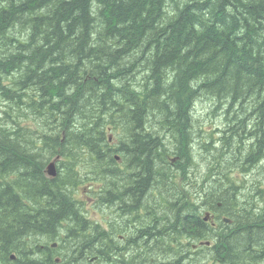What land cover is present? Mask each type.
<instances>
[{
    "label": "trees",
    "instance_id": "obj_1",
    "mask_svg": "<svg viewBox=\"0 0 264 264\" xmlns=\"http://www.w3.org/2000/svg\"><path fill=\"white\" fill-rule=\"evenodd\" d=\"M0 92L11 101L0 99V264L11 254L15 263L33 257L29 264H56L55 255L65 263L83 256L108 263L105 231L96 226L100 241L87 235L63 192L73 179L43 175L45 160L63 152L68 160H99L87 178L105 174L103 154L112 162L122 155L130 171L133 164L113 187L123 197L113 194L136 211L155 205L147 216L157 223L133 242L150 259L174 251L192 259L191 243L214 239L203 247L225 264H264V214L255 205L264 183L241 177L253 158L264 163V0H0ZM200 94L217 102L207 119L229 106L221 137L204 141L197 155L190 112ZM109 103L128 121L109 118ZM123 124L130 140L118 139L109 152L107 129ZM55 185L62 191L51 192ZM202 208L221 209L230 225L222 223L219 234ZM64 227L75 228L55 251L49 243ZM153 238L174 248L154 247Z\"/></svg>",
    "mask_w": 264,
    "mask_h": 264
},
{
    "label": "rangeland",
    "instance_id": "obj_2",
    "mask_svg": "<svg viewBox=\"0 0 264 264\" xmlns=\"http://www.w3.org/2000/svg\"><path fill=\"white\" fill-rule=\"evenodd\" d=\"M141 79V78H140ZM24 94H26L25 92H23ZM23 97V96H22ZM107 97H105L104 99H106ZM0 99L2 100V94H1V92H0ZM205 100H207L204 96H203V94H200L199 96H197V99L195 100V105L194 106H192V110H191V112H190V114H191V117L193 118V128H191V130H195L197 133H196V136L199 138V140H197L196 141V144H195V146L193 147V150H195V151H197V155L199 154V150H202V148H200L199 149V143H200V134L198 133V131L196 130V128H198V129H201V128H205V129H209V128H212V126L213 125H215V123H219L220 122V120L222 119V121H224L223 120V110H226L227 108H225L226 106L228 107L229 105L228 104H226V105H221V109L220 110H217L216 112H214V111H212V112H214V114L213 115H211V119H207V116L208 115H210L211 113H210V111H211V109L213 108V106H215V104H217V102H216V100H209V102H206ZM2 104H6V105H9L10 103H11V101L10 100H7V101H4V100H2V102H1ZM109 104H111V105H109L108 107V109L109 110H111L112 109V111H111V113H110V116H109V118H112L113 119V121L115 122L117 119H118V117L122 114L121 112H120V110H118L117 108H115V105H112V104H115V103H109ZM225 108V109H224ZM233 108H237V105H235V106H233ZM50 112L48 111V109H46V112H45V115L46 114H49ZM210 113V114H209ZM123 115V114H122ZM125 117H124V119H126V121H128V118H127V114L125 113ZM221 118V119H220ZM37 120H38V118H36ZM33 124V121L32 120H29V121H27V125H29V126H31ZM195 126H196V128H195ZM9 127H11V125H9ZM116 128V127H115ZM119 128H121V127H119ZM126 128V126L123 124V126H122V132L120 133V135L122 136V138L125 140V141H127V140H130V135H129V133H128V131H127V129L126 130H123V129H125ZM30 129V128H29ZM31 130V129H30ZM55 130H53V131H51V132H49L50 134H53V132H54ZM110 132H114V131H110ZM194 131H191V133H193ZM108 131L106 132V135H108ZM137 134L139 135V132L137 131ZM72 135H75V133L73 134L72 133ZM115 136H117L116 134H115ZM211 136H213V134L211 135ZM72 137H74V136H71V138ZM210 136H208V138H207V140H209V142H211L210 144H214V137H210ZM61 139L63 138V137H60ZM127 139V140H126ZM109 140L110 141H112V138H111V136L109 137ZM187 140H188V138L185 136V138H184V140H183V142L182 143H187ZM100 143V142H99ZM166 145H167V142H164ZM101 144H102V148H104V143L103 142H101ZM99 145V144H98ZM168 146V145H167ZM102 148H99V149H102ZM111 148V147H110ZM173 148V147H172ZM112 149V148H111ZM240 151V154H243L244 153V150L242 149V148H238ZM39 155L42 157V159H43V161H44V155H43V153L41 152V153H39ZM230 155L231 156H233V154H232V152L230 153ZM119 157H121L122 159H117V161H124L123 160V156L122 155H118ZM201 156V155H200ZM69 156H68V154L66 153V152H63L62 153V155H61V158H60V161L61 162H57L59 165H61L62 166V173H61V175L58 177V181H60V182H65V179H67V177H70L71 179H73V183L72 184H69V188H68V190H63V192H66L67 194L69 193V197L72 199V202H73V204H74V206H75V209H76V211L77 212H79L80 213V208H79V206L78 205H76V202H77V198H76V193L73 191L74 190V187H75V184L78 182V185H79V188H81V186L84 184V182H85V177H84V175H85V173L87 172V170H88V167H80L79 165H77V164H75L74 162H71L70 160H68V159H66V158H68ZM102 157L104 158H106V157H108V156H106L105 154H103L102 155ZM104 158V161H106V159ZM236 158H237V156H236ZM49 159V158H48ZM45 160L44 162L45 163H43V167H42V170L44 171V166H45V164H47L50 160ZM130 159V158H129ZM108 160L110 161V158H108ZM131 160V159H130ZM97 162H99V160H97ZM130 163H131V161H130ZM132 163H134V162H132ZM159 165H160V163L159 162H157ZM103 164H105V162L103 163ZM102 164V165H103ZM121 164V166L124 168L125 167V164L123 163V162H121L120 163ZM251 164H252V168H250V174H248V175H246V177H247V179L250 181L251 180V182L253 181V178H256V179H258V180H261V181H259V184H262V183H264V163L263 162H258V163H255V160H254V158H253V160H251ZM117 165V164H116ZM66 168H65V167ZM94 166H96L95 164H94ZM117 166H119V165H117ZM110 168H113V164L111 165V161H110V167H108V168H104L105 169V174L106 175H108V170L110 169ZM91 170V169H90ZM95 170V172L97 173L98 172V170L97 169H94ZM131 171H133V164H132V166H131ZM76 172V173H75ZM89 173H90V171H89ZM82 176V179H79L78 177L79 176ZM118 176H121V175H115V176H109V178L114 182V184H116V183H118L119 182V177ZM253 177V178H252ZM79 179V180H78ZM78 180V181H77ZM109 180V179H108ZM77 181V182H76ZM80 183V184H79ZM108 183V182H107ZM128 184V183H127ZM104 185V183L103 182H100L99 184H97V186L95 187L96 188V190H94L95 192H94V195H91V196H93V201H94V198H97V191L102 187ZM59 186V185H58ZM58 186L57 185H55V186H50V187H48L49 188V190L51 191V192H55V193H57V192H59V191H62V189L61 190H59L58 189ZM255 186H257V185H252V188H254ZM60 187V186H59ZM124 187H125V185H124ZM256 188V187H255ZM254 188V189H255ZM221 191H222V189H221ZM256 191V190H255ZM206 192H208V190H205V193ZM229 193V192H228ZM143 197H144V199L146 198L147 200H151V198H150V196L149 195H146L145 193L143 194ZM171 199H172V197H171ZM23 200H24V198H23ZM84 200H85V198H84ZM255 201H256V203H255V205H256V210H257V212H256V214H258V215H262V214H264V192L262 191V189L260 190V192H258V193H256V196H255ZM114 202L112 201V204H113ZM160 205V204H159ZM101 206H102V209H103V211H104V219H106L107 218V216H108V211H109V213H110V209H109V207H107V206H103L102 204H101ZM245 207H247V205L245 204L244 205ZM126 206H124L123 205V208H125ZM144 208V207H143ZM148 209V208H147ZM147 209H146V211H147ZM145 210V209H144ZM29 211L30 212H32L30 209H29ZM98 216H100V214L102 213V211H98ZM151 213H145V216H147V215H150ZM185 214V213H184ZM131 215L132 214H129V216L128 215H126V217L129 219V222L127 223V225H125L124 226V222H123V220H121V216L120 217H117V222L119 223V225H118V223H117V225L115 224V229H114V231H117V232H114V234H112V235H110V237L113 239V242H104L103 244H104V248L106 249V251H107V254H108V256L109 257H107V259H109L108 260V263L107 264H110V263H113V264H132L131 263V261L129 260V258H127L126 259V256L127 255H133L132 257V262L133 263H135V264H142V262L144 263V264H148V260L147 259H149V253H145V251L144 252H141V250L139 249V250H137L136 249V247L135 246H133V243L131 242V241H129V240H127V241H125V242H119V235L117 234L118 232H119V230H122V229H124V228H129V229H135V231H133V232H131L132 233V235H134L135 236V238H136V241L137 240H139V238L147 231H145V230H142V231H140V230H137V227L135 228V225H134V223H133V221L131 220ZM78 217H80L81 219H77V223H78V220L81 222L82 221V216H81V214L80 215H77ZM140 217H142L141 215H140ZM145 222L143 223V226H146L147 227V225L149 224V225H152V223L153 222H156V220H155V217H151V216H147L146 218H145V220H144ZM155 224V223H154ZM142 226V228H144ZM70 228H75V227H68V228H66V227H64V228H61L60 230H59V233H60V235H59V238H58V240L60 241V243L61 242H63L64 241V237H65V235L67 234L69 237H71V235H72V233L70 232V231H67V229H70ZM83 228L86 230V234L87 235H95V234H91V232L93 231V229H92V227H88V226H83ZM153 227L151 226V229H152ZM222 229H223V227H221V230L218 232L219 234L220 233H222ZM225 229V228H224ZM125 230V229H124ZM75 232L76 233H79L77 230H75ZM63 233V234H62ZM214 233V232H213ZM155 234V233H154ZM154 234H153V236H154ZM217 235V232H216V234H215V236ZM110 237H108V238H103L104 239V241H106V240H108ZM94 238V237H93ZM151 239V238H150ZM98 240V238L97 237H95L94 238V241H97ZM203 240V239H202ZM157 240L155 239V238H153L152 239V242L154 243V242H156ZM204 241H205V239H204ZM216 243V240H214V239H211V244H213V243ZM93 245L94 244H96L97 245V247H99V246H101V244H99L98 242H91ZM152 243V245L154 246V247H156V246H162V247H164V245L165 246H169L168 244H167V241L166 240H163V239H159V243H157L156 245H154ZM186 243H188V242H186ZM115 244H117V246L115 245ZM173 245H177V242H174L173 243ZM204 245L203 244H199V248H198V250H197V252L196 253H194V255H193V258L191 259V258H188L186 255L182 258V260H180V259H178L177 258V255L179 254V253H177L176 254V252L174 251V253L173 254H171V256H169V257H165L164 258V260H167V259H170V260H173V262L174 263H176V264H224V261H223V259L221 258V257H217L216 255H212V252H207V251H205V249H204V247H203ZM64 247H65V245H64V243H62L61 244V248H62V250L64 249ZM169 247H171V246H169ZM27 248V247H26ZM171 248H174V246H172ZM28 249V248H27ZM26 249V250H27ZM103 249V248H102ZM23 252V251H22ZM176 254V255H175ZM175 255V256H174ZM173 256H174V258H173ZM84 258H85V256H83ZM33 258V257H32ZM154 258L156 259V260H158L159 261V255L157 256L156 255V257L154 256ZM214 258V259H213ZM262 257L259 255V256H257V259H261ZM34 259H38V257L37 258H34ZM224 259H225V257H224ZM210 260H213V263H210ZM95 260H93V262H90V257L88 258V260H87V264H90V263H95L94 262ZM145 261V262H144ZM7 263L8 264H14V262L11 260H7ZM17 264H20V262H17ZM22 264V263H21ZM23 264H25V263H23ZM75 264V263H74ZM98 264H101V263H99L98 262Z\"/></svg>",
    "mask_w": 264,
    "mask_h": 264
},
{
    "label": "bare ground",
    "instance_id": "obj_3",
    "mask_svg": "<svg viewBox=\"0 0 264 264\" xmlns=\"http://www.w3.org/2000/svg\"><path fill=\"white\" fill-rule=\"evenodd\" d=\"M2 86V85H1ZM4 86V85H3ZM8 93V92H7ZM13 95V94H12ZM13 100L15 99V98H12ZM8 100V99H7ZM6 99L4 100V101H7ZM223 114V113H222ZM123 115L121 114L119 117H118V121L120 122V119L122 118V120H123ZM221 119V118H220ZM116 120V121H117ZM121 120V121H122ZM115 121V122H116ZM124 121V120H123ZM118 122V123H119ZM223 121H222V119L220 120V122L217 124V123H215V125H213L212 126V128H209L208 130L207 129H203V128H201V129H198V128H196V126H195V128H196V130L198 131V133L200 134V143H199V145H202V143L204 142V141H207V138H208V136H210V135H212L213 134V137H214V141L216 140V138H219V137H221V132H222V130L221 129H224V125H223V123H222ZM122 124V123H121ZM29 126V125H28ZM29 127H35V124H34V122H33V124L31 125V126H29ZM111 128V127H110ZM109 127H108V129H107V131L109 132L108 133V135H106L107 137H108V141H109V143H110V145H108L109 147H111L112 148V146L114 145V144H116L117 143V141H118V139L123 143V144H125L126 143V141L122 138V136L120 135V133L122 132V129L121 128H119V127H117V128H114V127H112L111 129H110ZM123 130H125V129H123ZM110 131H114V132H110ZM74 134V133H73ZM115 134L117 135V136H115ZM203 134V135H202ZM111 136V138H112V141H110L109 140V137ZM165 141H163V142H167V145H166V147L168 148V149H172V147H173V143H172V141L171 140H169V139H166V138H163ZM73 140V139H72ZM69 141V140H68ZM79 141V140H78ZM74 142V141H73ZM211 142H209V144H210ZM71 144V143H70ZM213 144V143H212ZM70 146V145H69ZM77 146V145H76ZM79 146V145H78ZM127 146V145H126ZM73 147V146H72ZM106 146H105V144H104V148H105ZM111 148L109 149L108 148V150H109V152H111ZM67 149H68V147H67ZM79 149V148H78ZM81 149V148H80ZM106 149V148H105ZM105 151V150H104ZM200 151V150H199ZM70 152V151H69ZM108 152V153H109ZM71 153V152H70ZM69 153V154H70ZM73 153V152H72ZM200 153V152H199ZM68 154V153H67ZM123 154V153H122ZM106 155V154H105ZM118 155H120V154H115L114 155V157H115V160H114V162H112L111 161V165L113 164V168H110L109 170H108V175H106V174H103V175H99L98 177H97V180H96V185H95V187L97 186V184H99L100 182H103L104 183V185L97 191V198H94V201H93V203L91 204V205H89V204H85V203H82L81 202V200L80 199H84V196H82V197H79V198H77V205L79 206V208H80V214H81V216H82V218L86 221V223L87 224H89L91 227H92V229H93V231L91 232V234H95V235H97V233H98V229H97V227L96 226H100V229L101 230H103V231H105V233H106V236H107V238L108 237H110V235H112V234H114V232H117V231H114V229H115V224L117 225V217H120V216H126V215H128L129 216V214H132L131 215V220L133 221V223H134V225H135V227H137V228H140V227H142L143 226V223L145 222L144 220H145V218H144V215H145V212H144V209H142L143 207H139V210H134V208L131 206L130 207V205L127 203V201L125 200V199H121V198H119V200L118 201H120V204L119 203H116L115 202V204H112L111 202H109L107 199H105L104 198V195L101 193V189H104V190H106V191H108L110 194H116V191L113 189V187H114V182L109 178V175L110 174H113V173H115V175H121V176H127V175H130V173H131V171H130V169H129V165L127 164V162L126 161H117V159H122L121 157H119ZM69 157L71 156V155H68ZM107 156V155H106ZM71 157H73V156H71ZM74 158H77V157H74ZM59 159H60V156L58 155V154H56V155H54V159H52L50 162H48L47 164H45V166H44V171H43V175L46 177V179H51V178H55V177H59L60 175H61V173H62V166L61 165H59L57 162L59 161ZM200 159H201V157H200ZM204 159V158H203ZM71 162H74L75 164H77V165H79L80 167H91V169H92V167H94V164L95 165H97L99 162H97V161H95V160H93V161H91V162H89V163H87V161H86V163L83 161V160H81V159H76V160H70ZM121 162H123L124 164H125V167L123 168L122 166H121ZM119 165V166H117V165ZM104 165V168H108V167H110V161H108L107 159H106V161H105V164H103ZM199 165V164H198ZM98 166H102V165H98ZM171 166V165H170ZM187 166V165H186ZM65 167V166H64ZM174 167V165H172V168ZM199 167V166H198ZM66 168V167H65ZM189 168V167H188ZM90 169V168H89ZM191 169V168H190ZM173 170V169H172ZM189 170V169H188ZM197 170V169H196ZM175 171V170H174ZM192 171H194V169L192 170ZM195 172V171H194ZM197 172V173H196ZM195 173L196 174H198V172H200V171H196ZM245 172V171H244ZM98 173V172H97ZM234 174H236V172L234 173ZM248 174H250V172H247V173H245L243 176L241 175V177H245L246 179H247V177H246V175H248ZM97 175V174H96ZM193 175V174H192ZM215 175V174H214ZM217 175V174H216ZM217 176H219V175H217ZM94 177H96V176H94ZM196 177V176H195ZM216 177V176H215ZM224 178V177H223ZM253 178V177H252ZM56 179V178H55ZM109 179V180H108ZM58 180V179H57ZM85 180H87V181H89L90 180V178H87V177H85ZM218 180V179H217ZM223 181V180H222ZM108 182V183H107ZM218 182V181H217ZM219 182H221L220 180H219ZM214 183V182H213ZM80 184V183H79ZM124 185H125V187H124ZM123 185V187L124 188H126V187H128L129 185L126 183V184H124ZM217 185V184H216ZM223 185H224V183H223ZM218 187V186H217ZM220 187V186H219ZM218 187V188H219ZM223 187V186H222ZM79 189H81V188H79V185H78V182L75 184V187H74V192L77 194V191L76 190H79ZM204 189V188H203ZM206 189V188H205ZM226 189V188H225ZM87 190V189H86ZM207 190V189H206ZM227 190V189H226ZM226 190H224V191H226ZM81 191V190H80ZM122 191H124V189H122ZM83 192V191H82ZM90 192V190L88 191V193ZM94 190L93 191H91V193H90V196L91 195H94ZM196 192V191H195ZM244 192V191H243ZM243 192H242V194H243ZM84 193H86L85 192V190H84ZM183 193V192H182ZM200 193V192H199ZM248 193V192H247ZM246 193V194H247ZM114 194L111 196V198L112 199H114ZM154 194L155 193H153V196H154ZM183 194H185V193H183ZM197 194V193H196ZM220 194V193H219ZM232 194V193H231ZM230 194V195H231ZM234 194V193H233ZM88 195V194H87ZM179 195V194H178ZM182 195V194H181ZM180 195V196H181ZM188 195V194H187ZM205 195H206V193H205ZM229 195V194H228ZM177 196V195H176ZM196 196V195H195ZM208 196H209V193H208ZM244 196V195H243ZM116 197V196H115ZM118 197H123L122 195H119ZM179 197V196H178ZM226 197V196H225ZM245 197V196H244ZM205 198V197H204ZM182 199H184V198H182ZM206 199V198H205ZM152 200V199H151ZM150 200V201H151ZM202 200H203V197H202ZM201 200V201H202ZM150 201H148L149 203H150ZM207 201V200H206ZM189 202V201H188ZM195 203H197V202H195ZM101 204L103 205V206H107V207H109V209H110V213H109V211H108V216H107V218L106 219H104V211H103V209H102V206H101ZM192 204V203H191ZM208 204V203H207ZM123 205L124 206H126L125 208H123ZM188 207V206H187ZM148 209H147V212L146 213H151L152 212V210L155 208V205L153 206V207H147ZM191 208V207H190ZM91 209H93V210H95L96 212H97V214H99L98 213V211H102V213L100 214V216H97V215H95V216H97V217H93L91 214H90V210ZM130 210V211H129ZM184 210H185V208H184ZM183 210V211H184ZM202 211H201V216H202V219H203V221H208V222H210V224H217V223H226V224H228V225H230V223H231V217L229 216V215H227V213H222L218 218H216V219H208V214H209V210L210 209H207V210H204V208H202L201 209ZM116 211V213H114ZM182 211V212H183ZM92 212V211H91ZM94 212V211H93ZM140 215L142 216V217H140ZM192 216V215H191ZM218 216V215H217ZM126 220L129 222V219L126 217ZM239 220V219H238ZM164 221V220H163ZM162 221V222H163ZM154 223H157V221L156 222H153V224ZM119 224V223H118ZM124 224V223H123ZM120 226V225H119ZM152 226V225H151ZM151 226H149L148 227V229L151 227ZM153 227V226H152ZM125 229V228H124ZM124 229H122V230H119V232H121V231H124ZM151 229V228H150ZM154 232V231H153ZM237 233V232H236ZM158 239H160V238H158ZM227 240V239H226ZM217 241V240H216ZM157 243H159V240H157L156 242H154L153 244L154 245H156ZM199 244H203V245H209L208 243H207V241L205 240V241H198L197 243H191L190 244V251L191 252H194V251H197L198 250V247H199ZM225 247V246H224ZM52 249V248H51ZM137 250H139V249H137ZM54 251V250H53ZM55 252V251H54ZM98 253V252H97ZM57 254V253H56ZM102 255V254H101ZM11 257H16L14 254H11L10 255ZM56 256H59V255H55V257ZM128 256V258H129V256L130 255H127ZM127 256H126V259H127ZM54 256H53V260H54V262L56 263V264H74V263H76L77 261H74V263L72 262V261H70V263L69 262H67V263H65L63 260H62V258L63 257H61L60 256V261L58 262V261H56V258H55ZM150 257H152V256H150ZM150 257H149V259H148V264H154L157 260L153 257L152 259L154 260V262H153V260L152 259H150ZM156 257V256H155ZM166 257V255L165 256H160L159 257V261H160V259L162 260V261H165L164 260V258ZM188 257V256H187ZM99 256H96L95 257V263H97L98 264V262H100V261H98L99 260ZM128 260V259H127ZM145 262V261H144ZM168 262V261H167ZM132 263V262H131ZM26 264H29V260H28V263L26 262ZM79 264V263H78ZM135 264V263H134ZM139 264V263H138ZM142 264H144L143 262H142ZM225 264V263H224Z\"/></svg>",
    "mask_w": 264,
    "mask_h": 264
},
{
    "label": "flooded vegetation",
    "instance_id": "obj_4",
    "mask_svg": "<svg viewBox=\"0 0 264 264\" xmlns=\"http://www.w3.org/2000/svg\"><path fill=\"white\" fill-rule=\"evenodd\" d=\"M52 160V159H54V156L52 157V158H49L48 160ZM50 160V161H51ZM49 161V162H50ZM97 177L98 176H96V177H94V176H92V178H90V180L89 181H87V180H85V182H84V184L81 186V189H79V190H76L77 191V194H76V198H79V197H82V196H84V198H85V200L84 199H80L81 200V202L82 203H85V204H89V205H91L92 203H93V196H90V193H91V191H93V190H96V188H95V185H96V180H97ZM87 189V190H86ZM81 190V191H80ZM84 190H85V192L86 193H84ZM90 190V192L88 193V191ZM83 191V192H82ZM101 191V193L104 195V198L105 199H107L109 202H111L112 203V201L114 202L113 204H115V202L116 203H119L120 204V201H117L118 199H116V197L114 198V199H112L111 198V196L113 195V194H110L108 191H106V190H104V189H101L100 190ZM126 191V190H125ZM124 191V192H125ZM83 194V195H82ZM88 194V195H87ZM82 195V196H81ZM117 195V197H118V195L119 194H116ZM79 196V197H78ZM217 206L218 207H220L221 206V203L220 202H218L217 203ZM147 207H149V205H147ZM144 209V208H143ZM92 211V212H91ZM94 211V212H93ZM210 212H209V214H208V219H216V218H218L223 212H222V210L220 209H210L209 210ZM144 212L146 213L147 211L146 210H144ZM114 213H116V211L114 212ZM90 214L93 216V217H97L98 216V214H97V212L95 211V210H93V209H91L90 210ZM77 215H80V213L79 212H77ZM95 215H97V216H95ZM218 215V216H217ZM121 220H123V222H124V226L125 225H127V223H128V221L126 220V216H121ZM155 220L157 221V218L155 217ZM79 224L81 223V225L80 226H88V227H91L89 224H87V223H85L84 221H83V219H82V221L81 222H78ZM119 225V224H118ZM149 226H151V225H147V227L146 226H143L144 228H142V227H140V228H137V230H140V231H142V230H147V228L149 227ZM211 226L213 227V230H216V229H221V227H222V224L221 223H217V224H211ZM136 228V227H135ZM219 229V230H220ZM219 230H218V232H219ZM133 231H135V229H127V228H125V230L124 231H121V232H118L117 234L119 235V242H125V241H127V240H129V241H131L132 243L134 242V241H136V238H135V236L134 235H132V233L131 232H133ZM94 238L96 237V235H94L93 236ZM101 239H103V238H101ZM99 241H100V239H98ZM104 240V239H103ZM50 241V240H49ZM107 242L109 241V242H113V239L110 237L108 240H106ZM207 241V243L209 244V245H211V240H206ZM116 246H117V244H115ZM49 247L50 248H52V249H54L55 251H56V249H59V248H61V243H60V241L59 240H54V241H51L50 243H49ZM95 257L96 256H94V257H90V262H93V260L95 259ZM56 258V261H60V256H56L55 257ZM88 258L89 257H87V256H85V258L84 257H80V258H78V259H74V260H72V262L74 263V261H77L75 264H87V260H88ZM30 259H33V258H29V259H23L22 260V262H20V264L22 263H25L26 264V262L28 263V260H30ZM9 260L11 261H13L14 263H15V261H16V257H9ZM95 262V261H94ZM8 264V263H7ZM15 264H17V263H15ZM90 264H97V263H90Z\"/></svg>",
    "mask_w": 264,
    "mask_h": 264
}]
</instances>
